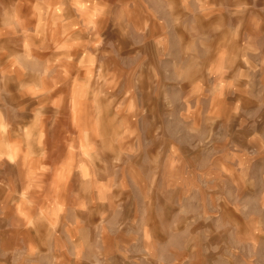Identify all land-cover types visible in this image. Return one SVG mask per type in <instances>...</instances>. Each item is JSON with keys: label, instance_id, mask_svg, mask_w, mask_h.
<instances>
[{"label": "clouds", "instance_id": "obj_1", "mask_svg": "<svg viewBox=\"0 0 264 264\" xmlns=\"http://www.w3.org/2000/svg\"><path fill=\"white\" fill-rule=\"evenodd\" d=\"M0 264H264V0H0Z\"/></svg>", "mask_w": 264, "mask_h": 264}]
</instances>
